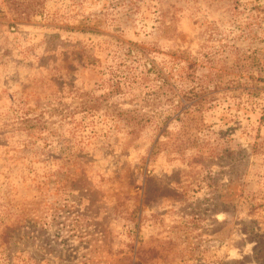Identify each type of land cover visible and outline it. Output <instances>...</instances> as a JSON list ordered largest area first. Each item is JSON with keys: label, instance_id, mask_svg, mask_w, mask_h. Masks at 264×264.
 I'll return each instance as SVG.
<instances>
[{"label": "rangeland", "instance_id": "rangeland-1", "mask_svg": "<svg viewBox=\"0 0 264 264\" xmlns=\"http://www.w3.org/2000/svg\"><path fill=\"white\" fill-rule=\"evenodd\" d=\"M0 264H264V0H0Z\"/></svg>", "mask_w": 264, "mask_h": 264}]
</instances>
